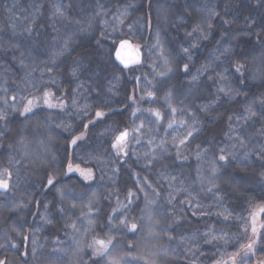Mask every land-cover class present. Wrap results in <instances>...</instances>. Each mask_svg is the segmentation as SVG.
I'll return each mask as SVG.
<instances>
[{
	"label": "trees",
	"instance_id": "16d2710c",
	"mask_svg": "<svg viewBox=\"0 0 264 264\" xmlns=\"http://www.w3.org/2000/svg\"><path fill=\"white\" fill-rule=\"evenodd\" d=\"M0 116V261L227 264L264 207V0H0Z\"/></svg>",
	"mask_w": 264,
	"mask_h": 264
},
{
	"label": "rangeland",
	"instance_id": "374dc122",
	"mask_svg": "<svg viewBox=\"0 0 264 264\" xmlns=\"http://www.w3.org/2000/svg\"><path fill=\"white\" fill-rule=\"evenodd\" d=\"M97 117L103 118L104 114L102 113L101 116ZM81 138L82 137H79L75 141L80 140ZM69 166H71V171L69 170ZM67 170L69 175L78 176L85 182H91L93 180V173L90 170L81 168L73 164L68 165ZM261 209H264V207H258L256 210H254L249 219V226L247 229V243L237 255V257L230 260V262H228L227 264H264V258H255V253L257 251L260 236L264 233V212L260 211ZM253 229H255V231H253ZM249 244L252 245L250 249L247 247Z\"/></svg>",
	"mask_w": 264,
	"mask_h": 264
},
{
	"label": "snow or ice",
	"instance_id": "6c2138e0",
	"mask_svg": "<svg viewBox=\"0 0 264 264\" xmlns=\"http://www.w3.org/2000/svg\"><path fill=\"white\" fill-rule=\"evenodd\" d=\"M209 27H211V25H209ZM205 38H206V37H205ZM126 46H127V47H130V45H127V42H126V41L121 43V49H123V48L126 47ZM193 46H195V45H193ZM184 51H185V52H188V49L185 48ZM224 51L227 52L228 49L225 48ZM117 59L120 60L121 63L125 64V66L127 67V61H125V60L121 57L119 51H117ZM241 67H242V66H238V67H237V69H236L237 72H240ZM185 71H187V65H185ZM193 79H195V77H193ZM220 91H224V89L221 88ZM149 95H151V93H149ZM47 96H48V93H45V97H47ZM32 103H33L32 100H29V101H28V107H25V109H24L25 112H29V111H31V105H32ZM45 103H48L47 99H45ZM49 106L51 107V106H53V105H49ZM172 111H173V113H174V112L176 111V109L173 108ZM249 111H251V110L249 109ZM155 114H156L157 118H159V115H160V114H159L158 112L155 113ZM101 115H102V113H99V112L97 113V116H101ZM253 115H254V113H253ZM0 119H3V116H0ZM169 127H171V124H169ZM127 135H128L127 131L121 133L120 136L117 137V144H119V143H120V142H121V141H122ZM190 135H191V132H189V136H190ZM75 142H76V141L73 140V143H75ZM181 143H184V141L182 140ZM113 147H116V145H113ZM221 151H223V150H221ZM219 159H220L221 161H224V160H226V157H225L224 155H220ZM69 170H70V171L72 170V169H71V166H69ZM5 171H6V170H5ZM8 176H9V179H10V173L8 174ZM48 183H49L50 185L53 183V181H52L51 178L48 180ZM8 187H9L8 180L4 179L3 176H2V174H0V188L7 190ZM130 195H131V193H130ZM260 211L264 212V209H261ZM135 227H136V225L133 224V225H132V228L135 229ZM253 231H255V229H253ZM94 244H95V245H99V248H97V253H102V251H107V250H108V246L111 244V240L109 239L107 242H105L104 240L97 239V240L94 241ZM247 247L250 249V248L252 247V245L249 244ZM0 264H5V262H4V261H0Z\"/></svg>",
	"mask_w": 264,
	"mask_h": 264
},
{
	"label": "water",
	"instance_id": "95a60500",
	"mask_svg": "<svg viewBox=\"0 0 264 264\" xmlns=\"http://www.w3.org/2000/svg\"><path fill=\"white\" fill-rule=\"evenodd\" d=\"M127 45H130V47L126 46L123 49H121V45H120L117 51H119L121 57L125 61H127V67L138 65L141 61V54L137 51L136 47L131 42H127ZM116 57H117V53H116ZM118 62L123 67H126L125 64L120 62V60H118Z\"/></svg>",
	"mask_w": 264,
	"mask_h": 264
}]
</instances>
